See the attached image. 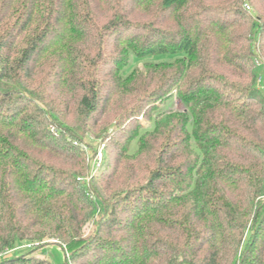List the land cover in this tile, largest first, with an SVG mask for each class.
I'll list each match as a JSON object with an SVG mask.
<instances>
[{
	"label": "trees",
	"instance_id": "16d2710c",
	"mask_svg": "<svg viewBox=\"0 0 264 264\" xmlns=\"http://www.w3.org/2000/svg\"><path fill=\"white\" fill-rule=\"evenodd\" d=\"M131 55L176 59L124 77ZM46 239L63 264H264V0H0V254ZM30 249L0 264H53Z\"/></svg>",
	"mask_w": 264,
	"mask_h": 264
},
{
	"label": "rangeland",
	"instance_id": "374dc122",
	"mask_svg": "<svg viewBox=\"0 0 264 264\" xmlns=\"http://www.w3.org/2000/svg\"><path fill=\"white\" fill-rule=\"evenodd\" d=\"M176 59V57H172L169 55H158L153 57H147L142 59H137L133 57L132 55L129 58L128 65L124 69V77H127L130 75L133 71H142L144 67L147 64H160V63H171ZM155 106L157 107L156 113H154V117L158 116L159 114H166L169 112H177V111H184V108L182 107L180 101L176 98V92L173 91L172 95L169 99H166L165 101L155 103ZM138 122L140 123V127L143 128V130H150L152 128L153 121L145 119L143 117L137 118ZM113 124V123H112ZM110 127H113L111 125ZM114 128H112L113 130ZM55 129L52 128V131ZM111 131V130H110ZM91 144H95V142L91 139ZM76 144V143H74ZM80 147L84 148V153L86 154L88 161L91 163V173L93 176L99 173V170L103 166L104 158H105V151L103 149V146H100L96 153H93L92 151L88 150V146L83 143ZM136 150V144L135 142L131 145L129 149L128 156L133 155V152ZM113 156L114 153L110 151V162H113ZM101 160L99 163V166L96 167V163ZM92 176V177H93ZM89 177L88 180H90ZM94 229V226L92 223L88 224L87 227L84 229V234H89ZM251 233V227L248 228L246 232L245 239L248 240V237ZM30 247L35 250L33 251L34 255L37 256H43L49 259L53 264H63V261L65 258H68V255L61 249V247L58 245L56 240L46 239L43 242L34 243L28 246H22L21 248H18L17 250H14L11 254H7V257H17L23 254H28L31 252ZM66 256V257H65Z\"/></svg>",
	"mask_w": 264,
	"mask_h": 264
},
{
	"label": "built area",
	"instance_id": "2783aa9c",
	"mask_svg": "<svg viewBox=\"0 0 264 264\" xmlns=\"http://www.w3.org/2000/svg\"><path fill=\"white\" fill-rule=\"evenodd\" d=\"M101 162V160H99L97 163H96V167L97 166H99V163ZM12 253V251H6V252H3V253H1L0 254V259L2 258V257H7L6 255L7 254H11Z\"/></svg>",
	"mask_w": 264,
	"mask_h": 264
}]
</instances>
